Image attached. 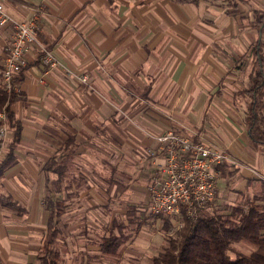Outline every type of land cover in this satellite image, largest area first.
<instances>
[{"label":"crops","instance_id":"1","mask_svg":"<svg viewBox=\"0 0 264 264\" xmlns=\"http://www.w3.org/2000/svg\"><path fill=\"white\" fill-rule=\"evenodd\" d=\"M3 2L18 20L28 19L33 8L41 11L37 43L14 79L10 108L21 131L15 162L0 176V195L24 211L0 200V264H41L48 219L43 198L51 185L66 204L74 201L71 213L84 210V224L100 222L107 231L91 241L90 252L115 254L120 231L144 211L149 175L163 163L140 153L168 128L225 145L239 159L219 171L223 186L218 183L216 201L264 193V148L251 142L244 122L241 90L251 70L227 71L238 58L252 69L254 19L264 15V0L236 6L226 0ZM0 33L1 89L9 27ZM38 45L52 51L56 66L46 71ZM83 73L90 86L77 78ZM110 239L116 246L104 252L100 244Z\"/></svg>","mask_w":264,"mask_h":264},{"label":"trees","instance_id":"2","mask_svg":"<svg viewBox=\"0 0 264 264\" xmlns=\"http://www.w3.org/2000/svg\"><path fill=\"white\" fill-rule=\"evenodd\" d=\"M177 1L196 4L201 0ZM226 1L236 6L239 0ZM254 24L258 38L252 49L250 84L241 93L246 97V134L255 146L264 148V15L257 14ZM15 94L14 91L7 93L3 87L0 89V109L4 108L7 125L11 129L7 152L0 160V176L15 162L12 150L21 131V125L10 108ZM225 164L217 166L219 171L224 169ZM0 200L18 213L24 211L9 195H0ZM44 204L48 219L38 258L41 264H57L58 252L51 247V241L57 234L56 217L61 214L63 205L50 195L44 199ZM225 206L227 213L223 215L201 213L196 220L184 216L179 237L170 238L169 245L152 257V264H264V194L246 196L243 202ZM114 240L117 241L110 239L111 242H102L101 250L111 252V247L116 246ZM238 241L248 243L252 250L249 254L237 251L232 258L228 253L229 246Z\"/></svg>","mask_w":264,"mask_h":264},{"label":"built area","instance_id":"3","mask_svg":"<svg viewBox=\"0 0 264 264\" xmlns=\"http://www.w3.org/2000/svg\"><path fill=\"white\" fill-rule=\"evenodd\" d=\"M41 9L33 8L26 20H18L7 11L0 0V29L8 26L10 40L5 45L1 64L3 89L15 92L14 78L27 65V53L39 31ZM1 38V33H0ZM38 60L46 71L58 64L55 55L45 46L38 45ZM77 78L90 86L86 73ZM40 83L44 78L39 79ZM0 160L8 145V125L4 108L0 109ZM155 144L146 149L148 157H161L163 163L151 172L148 182L147 209L153 215H181L195 220L199 210L205 211L216 198L218 165L223 162L238 164L229 148L217 146L189 131L168 128L154 136Z\"/></svg>","mask_w":264,"mask_h":264},{"label":"rangeland","instance_id":"4","mask_svg":"<svg viewBox=\"0 0 264 264\" xmlns=\"http://www.w3.org/2000/svg\"><path fill=\"white\" fill-rule=\"evenodd\" d=\"M227 2V1H226ZM264 37V34H263ZM236 66L227 67L228 72H236L235 74L250 72L251 67H248V63H244L241 61V58L235 60ZM246 77V76H244ZM248 83H250V75L248 76ZM245 85V84H244ZM239 101L242 102L241 99ZM242 110H244V103H242ZM173 129V128H172ZM166 130V129H165ZM179 130V129H176ZM164 131V130H163ZM161 131V132H163ZM10 136L8 132L7 140L9 141ZM211 141L217 146L226 147L225 145H221L220 143H216ZM7 148L5 149V153ZM140 156L143 160H146L147 154L144 152L140 153ZM233 156V155H232ZM239 163V159L234 157ZM234 166L238 164H233ZM151 176L149 175L147 180V185ZM222 182V183H221ZM223 186V180L219 176L217 178V185ZM227 183V181H225ZM51 188V190L49 189ZM49 188L45 189L44 198L47 196H52L53 199L59 200L62 205V212L60 215L56 217V227L57 234L51 241V247L58 252L57 256V264H152V257L157 255L160 251L164 250L165 247L169 245V239L179 237V231L183 225L184 216H187L185 211L181 212V215H153L147 209L149 194L148 188L147 195L148 200L146 205H142L141 209L144 210L141 212L140 218L135 219V224L132 225V228L120 229L121 236L119 237V243L116 247L115 254H107L103 252L93 253L91 241H98L101 236H107V231L102 229L101 223L98 222L96 224L90 223L84 224L85 221L83 219L84 210L80 212L71 213L70 208L73 207L74 201L66 204L59 195L54 193V186L51 185ZM219 192V188L217 187V194ZM260 192H251L250 195L258 194ZM264 194V193H263ZM234 197V201L232 200ZM246 195H242L241 193L237 196L234 194L231 195V198L225 199V201H216V198L208 205L205 211L199 210L197 212V217L201 213H205L206 215H223L227 213L225 205H232L228 203H240L243 202ZM69 198V197H66ZM234 203V204H235ZM71 205V206H70ZM150 214H148V212ZM78 215V219L74 217V215ZM63 217V218H62ZM74 219L71 221V219ZM197 219V218H196ZM195 219V220H196ZM66 220H70L68 224L65 226ZM140 221V222H139ZM111 234V232H110ZM125 234V236L123 235ZM63 240L65 241L63 243ZM77 246V247H76ZM81 248V250H79ZM252 250L251 245L244 241L233 242L230 244L228 253L234 258L237 251L243 254H249ZM68 252V253H67ZM92 253V255H91ZM90 255V256H89Z\"/></svg>","mask_w":264,"mask_h":264}]
</instances>
